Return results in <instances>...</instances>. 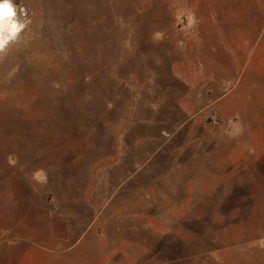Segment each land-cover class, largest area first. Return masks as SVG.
Segmentation results:
<instances>
[{
  "label": "rangeland",
  "instance_id": "rangeland-1",
  "mask_svg": "<svg viewBox=\"0 0 264 264\" xmlns=\"http://www.w3.org/2000/svg\"><path fill=\"white\" fill-rule=\"evenodd\" d=\"M0 1V264H264L263 0Z\"/></svg>",
  "mask_w": 264,
  "mask_h": 264
},
{
  "label": "bare ground",
  "instance_id": "bare-ground-1",
  "mask_svg": "<svg viewBox=\"0 0 264 264\" xmlns=\"http://www.w3.org/2000/svg\"><path fill=\"white\" fill-rule=\"evenodd\" d=\"M5 2L12 9V16L10 18L4 17L3 20H0V52L14 37L17 36L20 30V26L16 21L15 11L12 5L8 1H0V4ZM11 25H15V27L12 28Z\"/></svg>",
  "mask_w": 264,
  "mask_h": 264
},
{
  "label": "clouds",
  "instance_id": "clouds-1",
  "mask_svg": "<svg viewBox=\"0 0 264 264\" xmlns=\"http://www.w3.org/2000/svg\"><path fill=\"white\" fill-rule=\"evenodd\" d=\"M12 16V9L10 7L0 9V20H3L4 17L10 18ZM12 28L15 27V25H11Z\"/></svg>",
  "mask_w": 264,
  "mask_h": 264
},
{
  "label": "crops",
  "instance_id": "crops-1",
  "mask_svg": "<svg viewBox=\"0 0 264 264\" xmlns=\"http://www.w3.org/2000/svg\"><path fill=\"white\" fill-rule=\"evenodd\" d=\"M262 2H264V0L261 1V2L258 4V7L261 8V5L264 4V3H262ZM250 34H251V33H250ZM254 34L259 35V39H262V36H264V20H263L262 25L260 26L259 30H257V32L254 33ZM252 38H253V37H252Z\"/></svg>",
  "mask_w": 264,
  "mask_h": 264
},
{
  "label": "snow or ice",
  "instance_id": "snow-or-ice-1",
  "mask_svg": "<svg viewBox=\"0 0 264 264\" xmlns=\"http://www.w3.org/2000/svg\"><path fill=\"white\" fill-rule=\"evenodd\" d=\"M8 4L5 2L3 4H0V9H3V8H8Z\"/></svg>",
  "mask_w": 264,
  "mask_h": 264
}]
</instances>
